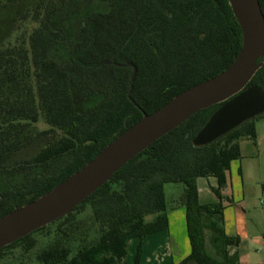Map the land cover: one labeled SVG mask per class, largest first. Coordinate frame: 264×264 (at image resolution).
<instances>
[{"label":"trees","instance_id":"1","mask_svg":"<svg viewBox=\"0 0 264 264\" xmlns=\"http://www.w3.org/2000/svg\"><path fill=\"white\" fill-rule=\"evenodd\" d=\"M241 41L227 0H0V217L78 171L142 113L225 70ZM127 64L129 96L132 68L116 66ZM250 86L264 91V63ZM222 104L156 140L67 216L1 248L0 264H126L133 239L139 264L142 240L168 229L169 183L183 185L190 247L178 264H238L221 190L264 113L194 147ZM209 177L218 201L201 204L195 180Z\"/></svg>","mask_w":264,"mask_h":264},{"label":"water","instance_id":"2","mask_svg":"<svg viewBox=\"0 0 264 264\" xmlns=\"http://www.w3.org/2000/svg\"><path fill=\"white\" fill-rule=\"evenodd\" d=\"M242 41L233 62L216 76L173 97L158 110L142 113L135 124L107 144L82 168L49 192L0 217V249L70 214L109 181L123 165L199 111L223 103L194 136V147L208 145L264 113V91L247 87L264 63V16L259 0H227ZM131 67L129 93L135 69Z\"/></svg>","mask_w":264,"mask_h":264},{"label":"rangeland","instance_id":"3","mask_svg":"<svg viewBox=\"0 0 264 264\" xmlns=\"http://www.w3.org/2000/svg\"><path fill=\"white\" fill-rule=\"evenodd\" d=\"M254 128V141L245 138L239 142L241 157L231 162L226 172V186L221 190L224 229L239 239V244L231 248L230 253L240 257L241 264H249L247 257L251 258L250 255L260 252L258 240L262 239L264 233V118L254 120ZM195 184L199 203L213 204L218 201L213 193L217 185L214 178H198ZM182 192V184L164 185L166 212L168 215L173 214L170 218L172 227L178 220L179 211L184 209L179 203ZM233 228L234 233L231 231ZM173 234L171 230V235ZM158 235L166 237L167 232ZM129 243L132 252L131 247L135 249L136 244L133 241ZM205 247L208 254L214 256L208 241L205 242Z\"/></svg>","mask_w":264,"mask_h":264},{"label":"crops","instance_id":"4","mask_svg":"<svg viewBox=\"0 0 264 264\" xmlns=\"http://www.w3.org/2000/svg\"><path fill=\"white\" fill-rule=\"evenodd\" d=\"M181 210L182 211H179L177 222L175 221V223H173V227L171 226L172 221H170V218L173 214L168 215L167 213L168 229L167 231H163L164 233L167 232L166 237H164V235H158L159 233H161L158 232L155 234H151L142 240V253L139 264H178L189 254L190 247L188 243L187 233L185 237V212L184 209ZM171 230L172 232H174L173 236L171 235ZM231 231H233L234 233V228ZM226 233L229 236L233 235L229 231H227ZM156 235L158 236L156 237ZM132 241L137 245L136 239H133L130 242ZM129 244L125 257L126 264L133 263V257L136 249L135 245V249L134 247H131L132 252H130ZM258 244L260 245L261 249L260 252H257L259 255L255 253L253 255H250L251 258L247 257V261L249 264H264V233H262V239L258 240ZM238 258V264H241V258Z\"/></svg>","mask_w":264,"mask_h":264}]
</instances>
